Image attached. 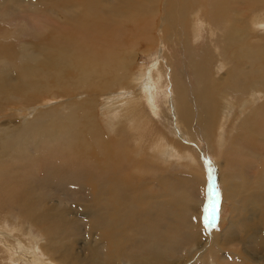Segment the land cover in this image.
Returning <instances> with one entry per match:
<instances>
[{
	"label": "bare ground",
	"instance_id": "obj_1",
	"mask_svg": "<svg viewBox=\"0 0 264 264\" xmlns=\"http://www.w3.org/2000/svg\"><path fill=\"white\" fill-rule=\"evenodd\" d=\"M262 1L264 0H206L205 5H201L198 0H164V6L162 10H159L155 8L153 3L159 2V0H115L113 2V8L118 11L119 17L113 15V17L106 18L105 15L107 14L102 7L101 0H72L73 3L75 2V4L78 5L76 9L74 8L76 12L65 5L63 0H39L43 6L52 4L50 9L54 16H60L62 25H46L44 33L48 35V37L47 39H43L46 43L43 44V46L41 45L42 42L34 43L37 45V51L29 50V46L31 45L27 43H24L26 46H22V48H12L9 44H0V63H2L4 67L1 66L0 68V107L5 101L15 99L18 93H36L39 92V89L46 90L47 88L48 92H45L47 95L52 92L54 89L53 86L57 85L72 87L73 89L90 88L91 90L95 87L96 91H101V96L112 95L113 92L107 93L106 90L112 91V86L122 81L127 82V84L125 82L124 84L122 83V87L123 85L126 86L127 88H123L128 89V91L139 89L138 87L141 86V84H145L146 79L141 82L130 84V81H135L136 79L132 73V69L130 71V68L133 66V53L135 56L139 42L147 44V50H151L148 44L152 45L157 42L151 41L152 39H150V33H148L147 29L142 31L139 28L140 24H145L144 22H139L153 19L158 16L159 11H163V16L159 21L160 25L165 26V28L161 30V35L165 37L164 41L166 43L173 41V47L177 46L178 49L186 52L188 60L186 62L184 61L185 63L181 67V78L187 79L191 76L195 83L194 86L190 84L185 85L183 90L194 89V92L198 89L200 90L202 99H209L208 104L211 108V112H205L207 117L206 121L210 120L213 123L212 117H218L222 122H226L225 118H227V114L224 112V108H227V99L231 97L233 93H245L248 98L262 93L261 89L264 88V77L256 81L248 77L238 79L235 71L230 68L225 77L221 76L216 79L209 75L202 81L203 71L208 69L210 65L218 67L222 65V61L227 62V55L238 42H242L245 37L248 38L251 36V30L260 29L262 31V33H260V38L264 39V8L261 5ZM230 2L236 4L235 8L230 6ZM197 6V9L194 8ZM127 22L134 26V30L138 29L137 34L132 28L134 31L133 33H135L134 39H127L130 41L126 50L129 55H127L125 51H121L122 48L118 51L115 46V41L117 40L126 44L129 42L121 40L122 37L124 38L126 36L123 34V30ZM202 31H205V43L203 46H200L199 50L198 47L194 46L193 38H199ZM35 35H42L40 29L36 31ZM38 38L36 37L33 39ZM246 44V42L242 43V45ZM261 51L264 52V48ZM34 53L36 55H33ZM122 55L126 57L123 58L121 57ZM251 55L252 50L249 49L244 52L242 59H248L249 62H251L249 58ZM174 56H176L175 53ZM168 58L171 60L170 57ZM260 61L264 62V58H260ZM215 62H217L218 66H216ZM168 63L174 74L175 71L172 62L169 61ZM88 65H91V68L86 70ZM10 66L14 67L8 69ZM186 67L190 68V70L188 68L186 69ZM78 71H83L82 76L77 74ZM11 73H15L18 76V80H12L9 77ZM154 73H156L154 77L157 83L163 86L166 75L165 67L160 63L154 70ZM70 75L72 76V81L68 82L67 80ZM37 78L45 81V87H41V85L36 82ZM4 81H11V84L16 85L6 86L4 85ZM199 82H202V85H199ZM19 84H21L22 87H20ZM221 86L222 89L217 90ZM214 90L217 91L207 95L210 91ZM102 91H104V94H102ZM98 93L100 94V92ZM128 94L127 92H123L120 95H115V97L121 100L123 97H127ZM85 95L82 94V96ZM175 96L178 102L183 100L182 93L178 94L177 92ZM188 97L193 107L198 110L195 114L198 124L194 119L186 122L188 132L192 133L194 129L198 128L201 132L197 137L204 135L206 140L208 136L206 133L207 122L204 121L205 117L203 116L205 114L203 113L202 116L201 113H199L201 104L198 102L195 95L189 93ZM158 98H161V94L155 93L152 100ZM235 99L238 100V98ZM170 103L173 108L174 96ZM110 104L112 109H109L108 112L112 113V116H118L123 112L133 110V115L124 121L121 125V134H118L120 136L127 135L126 140L131 145L130 148H133L136 158L141 156H157V163L164 165L165 170H167L171 160L170 155L175 147L172 143L176 142L184 146L183 142L187 141L188 132L184 133L180 128H177V133L185 138L182 140L167 139L166 142L164 136L156 131V121H158V119L150 108H144L141 102L139 104L129 103L126 104L125 107H123L122 103L113 104V102H111ZM4 105L5 103L2 106ZM100 105L101 104H99V106ZM182 105L183 101L179 107ZM1 108L3 109V107ZM107 108L108 107H105V109ZM165 109L167 110V106H165ZM28 110L31 113L30 108ZM188 112L193 116V110ZM166 113L169 115L171 111H169V113L166 111ZM21 114L24 115L23 112ZM66 114L67 111L65 114H60L58 116L53 111L44 112L33 118L30 121V125L29 123L21 125L17 134L11 133L9 135L3 133V136H0V158L8 157L11 154L14 155V158L24 156L17 162L23 164L24 161L31 159L36 153H41V155L36 157V160H41V157L45 156L42 153L45 149L47 152L55 154V156L52 157L54 159L50 163V166H44V173L41 177H34V174L22 175V177L25 176V178L9 176L13 193H21L23 195L22 197L17 195L12 196L17 208H19L18 211L22 212V209H24L31 224L39 228L47 236V239L44 240L47 241L45 246V243L43 244L38 241L33 242L31 239L32 235L30 237L21 235L20 240L23 241L24 245L19 243L20 241L18 242L19 246L16 247L19 248V250L16 248L11 254L12 263L53 264V262H56L57 264H105V261L102 259L103 253L108 256L112 262L111 264H135L136 262L139 264H154V258L158 256L157 252L169 246L179 247L180 243L184 242L185 244L188 243L192 245V247L190 246L191 248L189 247V249L182 254L185 259V262L182 264H228L225 260L231 261V257L239 259L238 256H240L241 253L246 254L245 258L248 260L244 262L239 260V264H246L247 261L261 264L259 260L260 257L258 256L257 260H254L255 255L250 251L253 252L257 250L258 253H264V197L257 199L256 196H247L242 203L237 204L238 201L235 202L232 209L244 211L243 221L239 216L235 215V217H232V219L228 221L230 223V228L227 226V222L226 227L221 229L220 221H216V227H208L205 237L214 245L213 250L209 246H196L200 239L193 244L191 230L197 223L200 238L203 236L205 223L202 224L201 215L203 211L200 210L203 206L199 204L198 206L186 205V211H188L189 217L185 218V220L183 219V214L175 212L173 209L172 211L166 208L175 206L177 203L182 207L181 201L184 197L186 198L192 193L190 191L187 192L185 189L186 185L191 189L188 179L180 178L170 181L168 177L161 176L157 182L154 183L152 177L149 176L150 171L147 169L144 162L138 163L135 160L136 158L129 159L122 153L121 150L125 146V144L123 146L124 139L121 138L120 141H116L115 139V141H110L107 135H104L103 131L101 130V132L99 130L97 127L99 123L97 124L96 122L99 118L97 117L96 121L94 117L91 118L92 121L88 126L90 135L80 134L78 137L80 142L83 141V149H90L92 151V154L88 158L86 168L81 167L80 160H75L74 165H72V160L58 158L59 155L62 154V147L60 142L56 139L54 128L61 129L64 120L68 119ZM175 118L183 122L181 115L179 116L176 110L171 114V119ZM243 118L244 119L240 121V126L238 127L240 139L234 140L232 145L234 149L236 148V153L238 146L240 150L247 144L242 139H258L262 137L261 130L264 124V102L259 104L256 103V106L249 109V112H247L246 115L244 114ZM69 122L71 121L69 120ZM127 132L130 135H128ZM177 133H172L173 138L179 137ZM56 134L59 133L56 132ZM67 139L68 141L70 140L69 137ZM219 139L220 137L210 142L206 140L208 148L210 147V143L219 142ZM165 142L166 146L164 148ZM112 145H117L119 148L114 151ZM42 146L43 149L39 150V147L41 148ZM27 147L33 148L34 154H27V150H30L27 149ZM210 148L213 149L212 147ZM188 150H193L200 154V160L202 153L206 152L201 148L198 150L187 147L181 150L178 154V158L183 156L185 159L189 160L185 156V153L189 155ZM178 151L179 149L175 150V152ZM189 157L191 159L189 161L193 162L190 155ZM223 159L226 164L233 162L231 159L228 160V157ZM16 160L17 159H13L15 162ZM257 160L259 161V159ZM41 163L42 161H39V164ZM201 163V168L197 170L202 169L204 162L201 160ZM3 167H6V165ZM1 168L0 183L5 184L6 176L4 170ZM236 168H238L239 172L242 171V169L245 170V168L240 166ZM70 169H73L72 172H70ZM127 169H130L131 173L125 178H122L120 173L127 172ZM197 170L196 172L201 174L200 171ZM225 170L226 168H223L224 177L220 179L221 182H225L222 195L227 189L230 193V189L227 185L228 182L234 181V179L242 181L245 179L243 174L247 173V171H245L242 177L239 178L237 173L225 172ZM52 171L56 174V179L53 180L52 185H54L56 189L55 192L59 194L58 196L61 195V190L63 188H67L68 190L71 189L66 193V196L75 199L78 202V204L76 202L77 207L81 206V204H86L89 207H92L94 204H100L105 212L109 209L115 212L113 214L112 211H110L106 218H100V221H98V224L102 222L103 228L107 229L110 227L116 231L114 233L115 238L113 242H111L109 238H106V242L113 246L111 250L105 249L102 253L100 250H97L102 246L103 242L104 231H102V228L96 232V241H100L99 244L101 245L99 246L97 243L94 245L87 243L84 247L87 254L84 257H80L81 254L75 253L74 248L63 241L60 233L68 227L73 226L75 230L84 228L90 237L89 228L87 223L82 224L76 218L75 215L79 217L78 211L57 212V203L56 206L52 204L51 207L40 203L41 192L49 185L48 176L51 175ZM65 172L67 173L64 174ZM246 175L249 176L248 174ZM65 176L69 179L68 186L66 187L64 182ZM75 178L83 180L84 182L80 183L77 187L74 183ZM27 179L29 180L25 182ZM113 179L116 181L111 185ZM119 184L122 185V189H119ZM182 185H184V187L180 188ZM156 186L164 195V201L166 202L165 207L155 199L153 191ZM91 187H93L92 192H90ZM240 188L243 192L247 190V188ZM65 191L66 190H64L63 193ZM110 191L113 198L109 196ZM126 192L128 193L123 195ZM196 194L201 197L197 198V200L202 203L204 197L201 193ZM179 196L182 199L181 201L179 200ZM63 198H65V196ZM209 199L207 202L211 203ZM256 202L261 203V205L257 207ZM140 203H144L145 205L141 206ZM4 205V202H0V207ZM98 211L101 215L105 214L104 211ZM192 214H195L194 217H192ZM115 218L119 219L118 223H112V220ZM158 220H168L170 223L179 226L184 225L186 232L177 233L167 229L162 224L158 223ZM13 227L20 232L18 225H13ZM130 227L131 229H129ZM217 229H219V233L218 231L215 232ZM75 230H72L70 235L73 239L75 236L78 237L83 234L82 229L80 231ZM167 230H169V233L172 232L173 234L172 241L168 240L166 234ZM127 231H129L131 235H128ZM260 234H262L263 240ZM1 235L2 233L0 232V238H2ZM42 235L44 236V234ZM10 236L11 235L7 234L6 237H3L8 238ZM252 237H254V242H249ZM29 243L35 246H29ZM73 243L77 245V242ZM6 244L10 246V244ZM230 246L234 247L230 248ZM254 246L255 250L252 248ZM185 249L186 248H182V250ZM3 251V245H0V254H2ZM8 251L9 250H7V252ZM91 252H93L94 262L85 258L87 255H91ZM38 254L41 258H38ZM18 257L21 258L19 259ZM188 258L189 260H187ZM7 259L9 258H0V260L4 262ZM162 260L165 261V258Z\"/></svg>",
	"mask_w": 264,
	"mask_h": 264
},
{
	"label": "rangeland",
	"instance_id": "obj_2",
	"mask_svg": "<svg viewBox=\"0 0 264 264\" xmlns=\"http://www.w3.org/2000/svg\"><path fill=\"white\" fill-rule=\"evenodd\" d=\"M101 1H102L101 2L102 7L103 9H105V12L107 14L105 15L106 18L113 17V15L119 17L118 11H116L113 8V2L115 0H101ZM198 1H200L201 5H205L206 0H198ZM63 2L65 5L69 6L72 10L76 12L75 9L78 5L75 4V2L73 3L72 0H63ZM153 3L155 8L162 10L164 6V0H159V2H153ZM41 4L42 3H40L39 0H0V44H4V45L9 44L11 45L12 48L13 47L22 48V46H26L24 45V43H27L31 45L29 46V50H34V51H37V45L34 43L42 42L41 45L43 46V44L46 43L43 41V39H47L46 37H48V35H44V28L46 27V25L50 24L51 26L54 20H56L59 26L62 24H61L60 16L53 15L50 9L52 4H47V5L45 4L46 6H43ZM235 5L236 4H232L230 2V6L232 8H235ZM261 5L264 8V1H262ZM194 8L197 9L198 6ZM162 12L159 11L158 16L154 17L153 19H149L145 21L142 20L139 22V23L142 22L145 23L144 25L140 24L139 28L142 31L144 29L148 30V33H150V39H152L151 41H157L156 44H152V45L148 44L149 49L151 50H147L146 48L147 44H145L144 42L141 43L139 42L140 44L138 43L137 45L136 48L137 51L135 56L133 53V57H134L132 60L133 66L130 68V71L132 69V73L136 77V79L135 81H130V84L135 82H141L142 80L146 79L145 84H141V86L138 87L139 89L128 91V89H124L127 88L126 86L123 85L124 88L122 87V83L124 84L125 82L127 84V82L122 81L121 83L119 82L115 83L112 86L113 88H111L112 91L106 90L107 93L113 92V94L109 96L108 95L101 96V91L99 89H97L99 91H96L95 87L93 86L91 90L90 88L73 89L72 87H62L57 85V86H53L54 89L52 90V92H50L47 95L45 94L47 88L46 90L39 89V92L36 93H26V94L18 93L15 99L5 101L4 106H2L4 103L1 104V107H3V109L0 107V136H3V133L9 135L11 133L17 134L21 125H24L26 123H29L30 125L31 124L30 121L41 113L53 111L58 116L60 114L62 115L65 114L67 111L66 116H68V119L64 120V122L61 125V129L59 130V128H54L56 139L57 141L60 142V145L62 147V154H60L58 158L72 160L73 161L72 165H74L75 160L76 161L80 160L81 167L86 168L88 163V158L92 154V151L90 149H83V141L80 142L78 140V137L80 134L90 135V132L88 131V126L92 121L91 118L94 117L96 121L97 120L96 117H97L99 118L98 119L99 122L96 121L97 124L99 123L97 125L99 130L100 131L102 130L104 135H107L110 141L112 140L120 141L121 138L124 139L123 146L124 144L125 146L121 150L122 153H124L126 157L129 159H135L136 155L134 153V150L132 147L130 148L131 145L126 140L127 135L120 136L118 134V133L121 134L120 132L122 128L121 125L124 123V121L126 119H129L133 115V110H128L126 112H123L118 116H112L111 115L112 113L108 112V110L112 109V106L110 104L111 102H113V104L122 103L123 107H125V105L129 103L139 104L141 102L144 108H150L157 117L158 121H156V125H157L156 131L164 136L166 142L167 139L169 140L184 139L185 137L177 133L176 131L177 128H180L182 132L187 133L188 132V127L186 125L187 121H191L192 119H194V121L198 124L195 118V114L196 112H198V110L193 107L191 101L189 100L188 94L191 93L195 95L198 102H200L201 109L199 110V113H201L202 116L203 113L205 114L203 116L205 117L204 121L207 120L206 113L211 112V108L208 104L209 99L201 98L200 90L196 89L194 92H193L194 89L183 90L185 88L184 87L185 85L190 84L191 86H194L195 84L191 76H189L187 79L181 78L180 70L183 64L188 60L187 58L188 56L186 55L185 51L178 49L177 46L173 47L174 46L173 41H169L168 43L164 41L165 37L161 35V30H163L165 26L160 25V21H159V19L163 16ZM132 28L134 30V26H132L131 23L127 22L123 30L124 32L123 34L126 35L125 36L126 38L122 37L121 40L129 41L134 39L133 38L134 34L135 33L138 34V29H135L134 31L136 32L133 33L134 31L132 30ZM39 29L42 35H35L36 31ZM204 32L205 31L201 32L199 38L198 37L193 38V44L195 47H198L199 50H200V46H203L205 43L204 37L206 35ZM250 32L252 33V34L250 33L251 34L250 37L248 38L245 37L242 40V42H238L237 45H235V47L230 51V53L227 55V62L222 61V65L219 66L217 62H215L216 66L218 67H215L214 65H210L208 69L203 71V76L201 80L204 81L209 75H211L212 78L214 77L216 79L220 78L221 76L225 77L230 68H232L235 71L238 79H242L243 77H248L251 80L256 81L259 78L264 77V62L260 61V58H264V52L261 51L264 48V39L260 38V33H262V31L260 29H254L253 31L251 30ZM36 37L39 38L33 39ZM244 42H246L247 44L242 45V43ZM128 44H130V41L127 42V44L122 43L119 40L115 41V46L118 49V51L120 48H122L121 51H125L126 53H127L126 50ZM249 49L252 50V55L251 57H249L251 59V62H249L248 59H242L244 52H246ZM174 53L176 56H174ZM33 55L36 54L34 53ZM127 55L129 54L127 53ZM121 57L125 58L126 56L122 55ZM168 57H170L171 60H169ZM169 61L172 62V66L175 71L174 74L171 71V67L168 63ZM160 63L165 67V73H166L165 79L163 81V86H160L157 83L156 78L154 77L156 75V73H154V70ZM1 66L2 63H0V68ZM11 67L13 68L14 66H10L8 69H11ZM90 68L91 65H88L86 70H89ZM187 68L188 67H186V69ZM188 69L190 70V68ZM77 74L82 76L83 71H78ZM9 77L12 80H18V76L15 73H11ZM67 81L68 82L72 81L71 75L68 77ZM36 82L40 84L41 87H45V81H43L42 79L37 78ZM4 85L7 86V85H16V84H11V81H4ZM199 85H202V82H199ZM19 86L22 87L21 84H19ZM221 89L222 86L217 90H221ZM217 90L210 91L207 95H210L216 92ZM261 91L262 93L252 96L251 98H248V96L245 93H233L232 96L227 99L228 100V102L226 103L227 108L226 109L224 108V112L227 114V118H225L226 122H222V120H220L218 117H212L214 121L213 123L210 120L206 121L207 122L206 133L208 134L206 140L210 142L212 140H217V138L220 137L219 142H214L213 144L212 143L209 144V146L212 147L213 149H211L210 147L208 148L204 135L201 137H197V135L201 132L197 128L193 130L192 132L193 134L190 132L187 133L188 139L187 141L183 142L184 146H181L176 142L172 143V145H174L175 147L173 149L172 154L170 155L171 160L169 162V167L167 170H165L164 165H160L157 163V159H158L157 156H141L135 159L138 163L144 162L146 164L147 169H149L150 171L149 176L152 177L154 183H156L159 177L161 176L168 177L170 181L178 180L180 178L188 179L191 185V189L187 187V185L185 189L187 190V192L190 191L192 193H190L189 196H187L188 198L184 197L183 200L179 196L180 198L179 200L180 201L182 200L181 201L182 207H180L177 203V205L175 206L166 207L167 209H171V210L173 209L175 212H179L180 214H183L184 216L183 219L185 220V218L189 217L188 211H186V205L198 206L199 204L200 206H203L202 208L200 207L201 208L200 210H202L204 214V208L206 207L209 198H210L209 200L211 201L212 191L214 190L215 197L220 209L218 213L217 222L220 221L221 229H223L224 227H226V223L230 219H232V217H235V215L239 216L240 219L243 221L242 218L244 215V211L240 209L239 210L232 209V206L235 205V202L238 201L237 204L242 203L245 200V198H247V196L249 197L256 196L257 199L264 197V124L261 130L262 131L261 138L258 139L241 138L247 144L243 146V148L240 150L238 146L237 153H236V148L234 149L232 147L234 140L240 139L238 127L240 126V121L244 119L243 118L244 114L246 115L247 112H249V109H252V107L256 106V103L259 104L264 102V88H262ZM98 92H100V94ZM123 92L129 93L128 96L123 97L121 100L116 99L115 95H120ZM177 92L178 94L181 93L183 94V100H181L180 102H178V99L175 96ZM155 93H160L161 98L152 100V97ZM82 94L83 95L86 94L87 97L86 95L82 96ZM102 94H104V91H102ZM173 96H174V107L172 108L170 102H172ZM235 98H238V100H236ZM182 101H183V105L179 107ZM97 102L101 105L99 106ZM164 105L167 106V110L165 109ZM105 107L108 108L105 109ZM29 108L31 113L28 110ZM175 110L178 112L179 116L181 115L183 122L179 121L177 118L171 119V114ZM192 110H193L192 112L193 116H191V114L188 112ZM166 111L168 113L169 111H171V114L167 115ZM22 112L24 113V115L21 114ZM69 120L71 122H69ZM56 132H58L59 134H56ZM173 132L177 133L179 137L173 138L172 136ZM128 135L130 134L128 133ZM68 137L70 138L69 141L67 139ZM166 142L164 148L166 146ZM196 144H201L199 148L206 151L204 154L201 155V160L202 162H204V165L202 167L203 174H199V172H196L197 167L201 168L202 164H196L195 161L190 162L189 164L181 163V166L175 168L178 162V154L181 152V150H184L187 147L188 148L192 147V149H196L195 147H193ZM244 147L247 149H245ZM112 148L114 151H116L119 148V146L112 145ZM27 149H30L27 150V154H34L33 148L27 147ZM42 149L43 146L41 148L39 147V150ZM177 149H179V151L175 152V150ZM42 153L46 157L42 156L41 160H36V157L38 155H41V153H36L32 156L31 159L24 161L23 164H19L17 162L19 161V159H22L24 156H19L14 158V155L11 154L8 157L0 158V168L2 167L1 169L4 170V174L6 176V183L5 184L0 183V199H1L0 202L5 203L4 206L0 207V216H1L0 232L2 233L1 235L2 238H0V245L1 246L3 245V250H4L2 254H0V258L2 259H5L6 257L9 258L5 262L0 260L2 264H14L11 262L12 251H14L17 248L16 246H19L18 245L19 241H20L19 243H22L24 245L23 241L20 240L21 235H24V237H30L32 235L31 239L33 242L35 241L42 242L43 244L45 243V246L47 244V241H44L45 239H47V236L39 228L31 224L29 218L27 217V214L25 213V210L22 209V212L18 211L19 208H17V205L15 201L12 199V196L17 195L22 197L23 195L21 193H13L12 184L9 178V176L10 177L19 176L21 178H25V176L22 177V175L24 174H28V175L34 174V177H41L42 174L44 173L43 170L44 166H50V163L54 159L52 157L55 156L54 153L47 152L46 149L43 150ZM185 156L189 160H191L187 153H185ZM225 157H228V160L231 159L233 162L232 163L229 162L228 164H226L223 159ZM13 159H17L16 162L13 161ZM257 159H259V161ZM39 161H42V163L39 164ZM4 165H6V167H3ZM236 165L238 167L240 166L242 168H245V170L242 169V171L239 172L238 168H236L237 167ZM223 168H226L225 172L237 173L239 178L242 177V174L245 171H247V173L243 174V177H245V179L242 181L239 179L238 180L234 179V181L228 182L227 185L230 189V193L228 192L227 189V191L222 195V191L224 190V185H225V182L220 181V179L224 177ZM72 170L70 169V172H72ZM66 173L67 172H65L64 174ZM121 173L120 176L122 175L121 177L125 178L127 175L131 173V170L127 169V172L125 173L121 172ZM246 174H248L251 177L247 176ZM54 179H56V174L54 173V171H52L51 175L48 176L49 185H47L46 189H44L45 191L42 190L41 192L42 194L40 197V203H43L48 207H51L52 204L56 206L57 203L58 204V209H56L57 212L78 211L79 217L75 214L74 215L80 221V223L82 224L87 223L89 228L90 237L88 236L84 228L75 230L73 226H70L66 230H63L60 233V236L63 238V241L69 246L73 247L75 253L81 254L80 257L81 256L84 257L87 254V252L84 249L87 243H91L93 245L97 243L99 246L101 245L99 244L100 241H96V232L102 228V231H104L103 242H102V246H100L97 250H100L101 253L105 249L111 250L113 246L106 242V238H109L111 242H113L115 238L114 233L116 231L110 227L107 229L103 228L102 222L101 224H98V221H100V218H106L108 216V213L112 211V209H109L107 212H105L100 204H94L92 207H89L86 204H81V206L77 207L78 202L75 199L66 196V193L71 189L68 190L67 188H63L61 190V195L58 196L59 194L55 192L56 189L54 185H52ZM114 179L111 185H113L114 182L116 181ZM28 180L29 179H27L25 182H27ZM64 182H65V187L68 186L69 179L67 178V176L64 177ZM83 182H84L83 180L77 178H75L74 180V183L77 187L79 186L80 183ZM240 183L242 184L246 183V184L241 186L242 184ZM119 185H120L119 189H122V185L121 184ZM184 185H182L180 188H183ZM240 187L247 188V190L243 192ZM92 189L93 187H91L90 192H92ZM64 190L66 191L63 193ZM153 192L155 199L159 203H161L163 207H165L166 202L164 201V195L160 191V189L156 186ZM127 193L128 192L124 193L123 195ZM196 193H201L202 196L204 197V201L202 203L199 200H197V198H199L200 196ZM64 196L65 198H63ZM109 196L113 198L111 195V191L109 192ZM140 205L144 206L145 204L140 203ZM260 205L261 203L256 202L257 207H259ZM98 210L104 211L105 214L101 215ZM112 213L114 214L115 212L112 211ZM203 214L201 215L202 224H204ZM194 215L195 214H192V217H194ZM113 222L118 223L119 219L115 218L112 220V223ZM158 223L162 224L165 228L173 230L177 233L186 232V228L184 227V225L182 226L174 225L170 223L168 220H164V221L158 220ZM228 223L227 226H229L230 228V223L229 224ZM13 225L19 226L18 229H20L21 234L17 229H14ZM208 227L211 226H208L206 224L204 225L203 236L200 238L199 227L198 224L196 223L195 227L191 230V239L193 241V244L198 239H200L198 245L196 246H209L213 250L214 245L205 237V234L207 232L206 230L208 229ZM81 229L83 230L82 236H78V237L75 236L74 239L70 236L72 230L80 231ZM129 229H131V227ZM218 230L219 229H217L215 232H217ZM219 232L220 231H218V233ZM7 234L11 236L8 238H4L7 236ZM42 234H44V236ZM127 234L131 235L129 231H127ZM166 234L168 240L172 241L173 240L172 232L169 233V230H167ZM261 235L262 234H260V236ZM253 238L254 237H252L249 240V242L250 241L254 242ZM73 242H77V245H75L76 243L74 244ZM6 243L10 244V246L12 247L7 246ZM29 246H35V245L29 243ZM190 246L192 247V245L188 243L185 244L184 242L180 243L179 247L169 246L157 252L158 256L154 258L155 260L154 264H182L185 262L184 261L185 259L183 258L182 254L185 253ZM231 247L233 248L234 246H230V248ZM182 248H186V249L182 250ZM252 248L255 250V246ZM7 250H9L8 251L9 253L7 252ZM17 250H19V248H17ZM250 252L255 255L254 260H257L259 256L260 263L264 264V259H262L264 258V253H258L257 250ZM255 252L256 254L257 253L258 254L256 255ZM245 257L246 254L241 253V255L238 256L239 259L235 257H231V261L228 260L225 261L228 264H239V260H242L243 262L248 260ZM18 258L20 259L21 257ZM38 258H41L39 254H38ZM85 258L89 259L90 261H93V252H91V255H87V257ZM163 258H165V261L162 260ZM102 259L105 261V264L112 263L108 258V256L103 253H102ZM187 260H189V258ZM53 264H57V263L53 262ZM135 264H139V263L136 262ZM246 264H255V263L253 261H247Z\"/></svg>",
	"mask_w": 264,
	"mask_h": 264
},
{
	"label": "snow or ice",
	"instance_id": "obj_3",
	"mask_svg": "<svg viewBox=\"0 0 264 264\" xmlns=\"http://www.w3.org/2000/svg\"><path fill=\"white\" fill-rule=\"evenodd\" d=\"M219 205L217 203L216 197H215V192L214 190L212 191V196H211V205L209 207L204 208V223L208 226L211 227H216V221L218 219V213H219Z\"/></svg>",
	"mask_w": 264,
	"mask_h": 264
},
{
	"label": "flooded vegetation",
	"instance_id": "obj_4",
	"mask_svg": "<svg viewBox=\"0 0 264 264\" xmlns=\"http://www.w3.org/2000/svg\"><path fill=\"white\" fill-rule=\"evenodd\" d=\"M52 24H53V25H56V24H58V23L56 22V20H54ZM44 35H46V34L44 33ZM46 38H47V37H46ZM48 39H49V38H48ZM40 40H42V39H40ZM199 146H201V144H196L194 147H195L196 149L200 150ZM202 154H204V153H202ZM190 162H191V161H189V160L185 159L183 156H181V157L178 158V162H177L176 167L181 166V163H183V164H184V163L189 164ZM200 173L203 174L202 170L200 171Z\"/></svg>",
	"mask_w": 264,
	"mask_h": 264
},
{
	"label": "trees",
	"instance_id": "obj_5",
	"mask_svg": "<svg viewBox=\"0 0 264 264\" xmlns=\"http://www.w3.org/2000/svg\"><path fill=\"white\" fill-rule=\"evenodd\" d=\"M188 152H189V155L191 156V158L193 159V161L196 162V164H202L200 157H199V154L197 152H195L193 150H188ZM197 169H199V168L197 167ZM201 170H197V171H201Z\"/></svg>",
	"mask_w": 264,
	"mask_h": 264
},
{
	"label": "water",
	"instance_id": "obj_6",
	"mask_svg": "<svg viewBox=\"0 0 264 264\" xmlns=\"http://www.w3.org/2000/svg\"><path fill=\"white\" fill-rule=\"evenodd\" d=\"M210 205H211V203L210 202H207L206 207H209L210 208Z\"/></svg>",
	"mask_w": 264,
	"mask_h": 264
}]
</instances>
